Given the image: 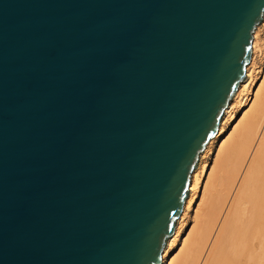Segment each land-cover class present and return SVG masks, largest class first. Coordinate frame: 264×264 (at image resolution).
Wrapping results in <instances>:
<instances>
[{"label":"water","instance_id":"water-1","mask_svg":"<svg viewBox=\"0 0 264 264\" xmlns=\"http://www.w3.org/2000/svg\"><path fill=\"white\" fill-rule=\"evenodd\" d=\"M263 16L0 0V264H161Z\"/></svg>","mask_w":264,"mask_h":264},{"label":"bare ground","instance_id":"bare-ground-1","mask_svg":"<svg viewBox=\"0 0 264 264\" xmlns=\"http://www.w3.org/2000/svg\"><path fill=\"white\" fill-rule=\"evenodd\" d=\"M261 45L264 52V16L254 33L247 77L193 170L190 194L161 264H264V76L250 100L255 54ZM243 105H247L243 116L222 137L225 124ZM217 142V154L209 166L206 155ZM191 210L194 225L185 236L182 227ZM176 245L179 253L169 261Z\"/></svg>","mask_w":264,"mask_h":264},{"label":"rangeland","instance_id":"rangeland-1","mask_svg":"<svg viewBox=\"0 0 264 264\" xmlns=\"http://www.w3.org/2000/svg\"><path fill=\"white\" fill-rule=\"evenodd\" d=\"M254 75H255V81L252 85V91L250 94V100L252 98L253 100V91L255 92L258 87L260 86L261 82H262V77L264 76V52H263V45L259 46L257 48V52L255 54V71H254ZM249 103V102H248ZM247 106V105H246ZM243 107L242 106H238L235 111L233 116L227 121V123L225 124V131L222 135V137H226L229 135V133H231V131L233 130V128L235 127L236 123L238 122V120L243 116L244 113V108L247 107ZM217 149H218V142L215 143L212 146V149L207 153L206 155V162L209 166H212L213 161L216 157L217 154ZM194 225V217H193V212L192 210L189 211V213L186 216V220L184 222V225L182 227V235L184 234L186 236V234L189 233V231L191 230L192 226ZM179 246L176 245L175 247H173V249L170 252L169 255V261L172 260L178 253H179Z\"/></svg>","mask_w":264,"mask_h":264}]
</instances>
